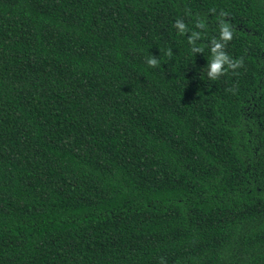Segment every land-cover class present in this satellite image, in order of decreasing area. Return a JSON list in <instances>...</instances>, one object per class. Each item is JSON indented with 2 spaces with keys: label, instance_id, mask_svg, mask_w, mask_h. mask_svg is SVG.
<instances>
[{
  "label": "trees",
  "instance_id": "16d2710c",
  "mask_svg": "<svg viewBox=\"0 0 264 264\" xmlns=\"http://www.w3.org/2000/svg\"><path fill=\"white\" fill-rule=\"evenodd\" d=\"M0 264H264V0H0Z\"/></svg>",
  "mask_w": 264,
  "mask_h": 264
},
{
  "label": "clouds",
  "instance_id": "9594fccd",
  "mask_svg": "<svg viewBox=\"0 0 264 264\" xmlns=\"http://www.w3.org/2000/svg\"><path fill=\"white\" fill-rule=\"evenodd\" d=\"M150 64H155L156 62L154 60L149 61Z\"/></svg>",
  "mask_w": 264,
  "mask_h": 264
}]
</instances>
